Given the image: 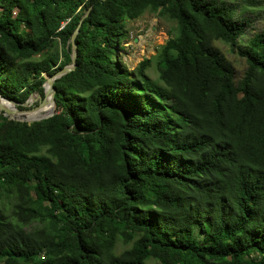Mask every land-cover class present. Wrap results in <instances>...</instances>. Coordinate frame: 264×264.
<instances>
[{"label": "trees", "instance_id": "trees-1", "mask_svg": "<svg viewBox=\"0 0 264 264\" xmlns=\"http://www.w3.org/2000/svg\"><path fill=\"white\" fill-rule=\"evenodd\" d=\"M262 2L0 0L17 102L71 63L88 11L54 114L0 113V264H264V27L244 38L240 9ZM147 10L175 33L130 70L125 20Z\"/></svg>", "mask_w": 264, "mask_h": 264}, {"label": "rangeland", "instance_id": "rangeland-1", "mask_svg": "<svg viewBox=\"0 0 264 264\" xmlns=\"http://www.w3.org/2000/svg\"><path fill=\"white\" fill-rule=\"evenodd\" d=\"M240 9H245L243 14L246 17L251 18V27L247 26V29L243 35L244 38L264 27V0L259 5H254L252 7L244 6V8L242 6ZM174 33L175 23L153 11L147 10L137 18L126 19V37L124 42L121 44L122 49L118 51L121 61L130 70L134 69L144 58H151L152 62H154L157 48L165 43V41ZM216 44L219 49L229 58V60H231L236 70V74L238 76L241 75L245 69L244 58L239 57L236 53H232L229 49V46L225 43L217 42ZM58 47H60L59 44ZM147 72L153 78L156 77V71L154 67L149 68ZM44 76L46 77L47 75L45 74ZM37 104L38 100L36 98L34 101L28 103V106H18V108L35 107ZM49 105L50 110H47L48 112L52 110L51 104ZM0 206H7V199L1 197Z\"/></svg>", "mask_w": 264, "mask_h": 264}, {"label": "water", "instance_id": "water-1", "mask_svg": "<svg viewBox=\"0 0 264 264\" xmlns=\"http://www.w3.org/2000/svg\"><path fill=\"white\" fill-rule=\"evenodd\" d=\"M88 13V11L82 16V18L84 16H86ZM81 18V20H82ZM79 21L78 26L76 27V29L74 30V32L72 33L71 36V63L65 65L64 67H62L61 69L57 70L55 73L51 74V75H47L45 77V81L43 83V88H44V94L41 95L40 93H31L28 98L24 101V102H17V101H13L10 100L4 96H2L0 94V98L4 99L8 102H10L13 105V108H9V107H4L2 105H0V113H5L6 115H8L10 118H13L15 120H19V121H24V122H33V121H39L41 119H45L51 115L54 114L55 111V101H54V93H55V87H54V81L56 79H58L59 77H61L62 75L66 74L67 72L71 71L72 69H74L75 67V61H76V56H77V49H76V43H75V37L76 34L78 33V28L81 24L82 21ZM37 98L38 100V104L35 107H28V108H18V106H28V103L34 101ZM47 104H51L52 106V110L51 112H49L48 114L44 115V116H40V117H36V118H25L23 115L26 114V116H30V113L44 105ZM17 106V107H16ZM15 112L20 113V115L18 114H14Z\"/></svg>", "mask_w": 264, "mask_h": 264}, {"label": "bare ground", "instance_id": "bare-ground-1", "mask_svg": "<svg viewBox=\"0 0 264 264\" xmlns=\"http://www.w3.org/2000/svg\"><path fill=\"white\" fill-rule=\"evenodd\" d=\"M0 105H2L4 107L13 108V105L10 102H8V101H6L4 99H1V98H0ZM47 110L48 111L50 110V105L49 104L44 105V106L34 110V112H31L32 114L30 113V116H32V117L26 116V114L23 115V116L25 118H29V119L36 118V117H40V116H44V115L48 114L49 112ZM14 114H17V115L19 114L20 115V113H18V112H15Z\"/></svg>", "mask_w": 264, "mask_h": 264}]
</instances>
